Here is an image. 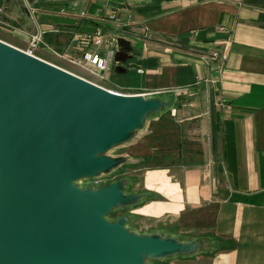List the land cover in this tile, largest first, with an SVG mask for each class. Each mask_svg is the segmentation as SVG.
Masks as SVG:
<instances>
[{"label": "crops", "instance_id": "0c3cea01", "mask_svg": "<svg viewBox=\"0 0 264 264\" xmlns=\"http://www.w3.org/2000/svg\"><path fill=\"white\" fill-rule=\"evenodd\" d=\"M98 29L131 41L132 59L115 62L125 85L115 63L94 76L69 62ZM35 36L54 63L38 58L158 103L112 156L116 224L175 246L143 264H264V0H0V40L26 51Z\"/></svg>", "mask_w": 264, "mask_h": 264}, {"label": "water", "instance_id": "95a60500", "mask_svg": "<svg viewBox=\"0 0 264 264\" xmlns=\"http://www.w3.org/2000/svg\"><path fill=\"white\" fill-rule=\"evenodd\" d=\"M117 44L116 62L132 59L131 41ZM156 104L112 96L0 42V264H143L172 252L98 218L124 199L119 184L92 194L66 182L112 163L69 153L124 139Z\"/></svg>", "mask_w": 264, "mask_h": 264}, {"label": "rangeland", "instance_id": "374dc122", "mask_svg": "<svg viewBox=\"0 0 264 264\" xmlns=\"http://www.w3.org/2000/svg\"><path fill=\"white\" fill-rule=\"evenodd\" d=\"M25 50H26L25 52L33 53V55H37L38 57H41L43 59H46V60L52 62L50 59L44 57L39 50H36L32 47L25 49ZM52 63H54V62H52ZM57 65H59V64H57ZM59 66H61V65H59ZM116 66H117L116 63L113 64L114 73L112 75L111 81H113V84H115L117 86L118 85H125L123 78H125L126 75H118L115 72ZM63 68H65V69H67L73 73H76L77 75H80L79 73L75 72V70L73 68H69L67 66H63ZM130 72L132 73L133 70H131ZM80 76H82V75H80ZM82 77H84V76H82ZM116 77L121 78V80H117ZM84 78H86V77H84ZM86 79H88V78H86ZM126 84H132V81L131 82L127 81ZM108 90L113 91L111 89H108ZM113 92H116V91H113ZM116 93H120V92H116ZM120 94H124V93H120ZM124 140H125V138L122 140H119L115 143H112L108 148L97 149L96 151H94L92 153H88V154H85L81 151L69 153L68 156H75V157H85V158L105 157V158H108V160L112 163L110 165H108V167L106 169L96 171L92 174H80V175L72 176L66 180L67 184L80 193H92V194H96L97 192L104 190L108 186H113L115 184V181H117L116 179L118 177H121V176H119L120 173H117V171H115V167L117 165V160L112 156H118V155H122V154L126 153L125 151H127V149H125L124 147L123 148L122 147H116V146L120 145L121 142H123ZM113 162H116V163L114 164ZM124 168L125 167H122V169H124ZM121 210H122V208H118L114 211V209L112 208L110 210V212L108 211V212L98 213V218L108 225H114V224H116V221H118L119 218L122 217ZM144 254H145V252H144ZM144 256H146V255H144Z\"/></svg>", "mask_w": 264, "mask_h": 264}, {"label": "built area", "instance_id": "2783aa9c", "mask_svg": "<svg viewBox=\"0 0 264 264\" xmlns=\"http://www.w3.org/2000/svg\"><path fill=\"white\" fill-rule=\"evenodd\" d=\"M110 38V40H106ZM90 39V42L92 44V48H89L83 53V56L79 60H69L70 63L81 69L82 71L89 73L94 76H101L102 74L108 72L111 68V65L116 62V56L115 52L109 51L105 56H102L97 49L105 46L109 43L117 44L118 42V36L115 34H106L103 32L102 29H98L93 35L88 37ZM40 41L39 36H35L33 38L31 47L36 48L37 44ZM55 54L58 56H61L62 58H65L64 55L58 54L54 51ZM218 57L217 54H213L211 57L213 60H216ZM140 73H142V70H139Z\"/></svg>", "mask_w": 264, "mask_h": 264}, {"label": "bare ground", "instance_id": "6f19581e", "mask_svg": "<svg viewBox=\"0 0 264 264\" xmlns=\"http://www.w3.org/2000/svg\"><path fill=\"white\" fill-rule=\"evenodd\" d=\"M0 42L3 43V44L8 45L9 47L13 48L14 50H17L18 52H21V53H23V54H25V55H27V56L35 59V60H38V61H40V62H42L44 64H47V65H49V66H51L53 68H56V69H58L60 71L65 72V73H68V74H70V75H72V76H74V77H76V78H78V79H80V80H82V81H84V82H86V83H88V84H90V85H92V86L104 91L105 93L112 95V96H116V97H120V98H129V99L141 97V95H136V94H120V93H116V92L110 91V90L106 89L103 86H100V85H98L96 83H93V82H91L89 80H86V79H84V78H82V77H80L78 75H75V74H73V73H71V72H69V71H67V70H65L63 68H60V67H58V66H56L54 64H51V63H49V62H47L45 60H42V59L38 58L36 55H33V53H28V52L22 51V50L14 47L12 45H9V44L1 41V40H0Z\"/></svg>", "mask_w": 264, "mask_h": 264}]
</instances>
